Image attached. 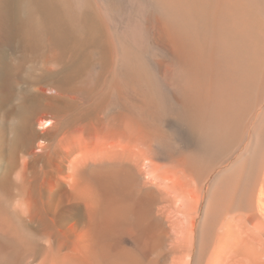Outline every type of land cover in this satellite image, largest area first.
I'll list each match as a JSON object with an SVG mask.
<instances>
[{
  "label": "bare ground",
  "instance_id": "obj_1",
  "mask_svg": "<svg viewBox=\"0 0 264 264\" xmlns=\"http://www.w3.org/2000/svg\"><path fill=\"white\" fill-rule=\"evenodd\" d=\"M254 1L0 0V45L21 46L45 70L0 175V264H190L202 219L217 254L244 252V235L264 238ZM0 50L9 96L20 78ZM255 130L241 212L229 179L213 206L208 183L246 160Z\"/></svg>",
  "mask_w": 264,
  "mask_h": 264
},
{
  "label": "rangeland",
  "instance_id": "obj_2",
  "mask_svg": "<svg viewBox=\"0 0 264 264\" xmlns=\"http://www.w3.org/2000/svg\"><path fill=\"white\" fill-rule=\"evenodd\" d=\"M260 4H261V6H260ZM259 12H260V14H259ZM253 16H254V20L257 21V23H259L260 20L264 19V0H255L254 1ZM0 27H4L3 24H2L1 19H0ZM3 45H0L1 48L2 49L4 48V51L7 52L6 53L7 58H6V60L4 62H7L8 64L11 63L12 65L14 64V67H16L15 70L18 71L20 79H18L16 81L15 86H14V90H13L12 94L9 95V96L4 94L5 87L3 86L4 87L3 88L0 85V90H1L0 91V105L3 106V107L0 106L1 107V109H0V175L5 174L6 171H8L10 169L9 168V166L11 167L10 164H12L11 163L12 162V157L10 156V150L9 149H10L12 141H13L12 139L14 138V135H15L14 126L16 124L20 123V119H19L20 117L19 116L22 113L20 111H23V109L26 108L27 104H28V108H32L30 103H29V99L32 96L35 97L36 95H38L37 85L40 84L39 82L42 80V72L45 71L44 68L42 69L41 68L42 66H40L37 62H34L32 64L33 61L29 60L28 56L26 58L23 57L25 55V52L23 51L21 46H19L17 48L16 47L13 48V46H11L9 44H5L4 46ZM6 48H7V50H5ZM1 51H3V50H0V54L2 53ZM35 63H36V65H35ZM1 65H2V62L0 61V67H1ZM37 65H39L40 67L37 66ZM33 66H35V68ZM37 69H39V71ZM20 71H21V74H20ZM25 74H27V75L25 76ZM36 75H38V76H36ZM27 85H28V88H27ZM29 86H30V88H29ZM15 87L16 88L18 87L17 88L18 90ZM19 89H21V91ZM30 91L33 92V93L31 94ZM262 96H263V99H262ZM25 98H27V99H25ZM1 99H4V100H1ZM37 100H39L38 97H37ZM260 100L264 101V89H263L262 93H260ZM2 101H4L5 105H3ZM40 103H42V102H40ZM31 111H32V113L34 115L33 117H35V118H37L36 117L37 115L39 117V115H41L42 112H45L44 109H41L40 106H38V109H36L35 111L34 110H31ZM17 112L20 113V115H18ZM262 116H264V107H262V109H260L259 117L256 120L259 121L262 118ZM38 125L39 124H36V128H37L38 132L40 134H43L44 130L41 131L42 128L39 127ZM258 133H259V130H255L254 131V140H253L252 143L249 144L250 141L248 140L247 143H244L242 145V150L245 148V151L248 154L246 156V160H245V157H244V159L242 161L243 163H239L240 166L235 170V172L233 170L232 174H229V173L224 174V175L219 174V175L215 176L208 183V188H209L208 202H210L213 206H215V203H216L214 201H216L217 198H218V194H217L218 190H221V188H224L227 180L229 179L231 181L232 190L234 192V195H233L234 202H235L234 203V205H235L234 207L237 210V212H241V208H242V206L244 204L243 203V199H244V195H245V191H246L245 188L250 186V184H253L254 181H255V179H254L255 175L253 173L256 172V168H255L253 163L255 161V159H254L255 154L257 153V151L259 149V146H260V144L257 143V135H258ZM42 137H40V138L42 139ZM40 138H37V140H36L37 143L40 141ZM149 169H151V168L148 165H146L145 167L143 166L141 168L142 171L143 170L145 172L148 171V172H146L147 174L150 172ZM186 223L184 222L181 225H183V227L186 226V229H190L191 228L190 223H188V222H186ZM205 226H206L205 221H203V219L200 220L199 225H198L197 230H196L195 238H194L193 255L192 256H187L186 258L183 257V259L184 258H185L184 260L187 259V261H189L190 264H243V263L247 264L249 262H250V264H252V263L253 264L254 263L255 264H264V259H263L264 255L261 253V252H263L262 248L264 246L263 245L264 244L263 243L264 242V238H263L262 234L256 233L255 234V238H253L254 237L253 236L254 233L250 234L249 236L244 235L245 237H243L241 239L242 241H239L240 243L238 242V244H237V251H238V248L240 247L239 250H241V251L244 250V252H242L244 254H242L239 251H238L239 253H235L234 251H231L230 247L228 245L225 246L223 248V250L218 252V254H217V252L214 251V245H215V242H216V240L214 239L215 235H216V233H215L216 229L213 230L212 234H209L208 236H206L205 232H204V230H206ZM257 234L261 235V237L259 235H257ZM257 237L261 238L263 240L257 239ZM251 238H252V240H251ZM243 241H244V243H243ZM8 245H10V244L8 243ZM242 245L243 246L245 245V247L248 246V248L244 247L242 249L241 248V247H243ZM251 245L253 247H251ZM258 245H259L260 248L262 247L261 248L262 251L257 256V254H258V253H256L257 249L255 250V252H254V249L258 248ZM261 249H259V250H261ZM245 251L249 252L248 253L249 255H247L248 257L245 256L246 255ZM214 252H216V254ZM250 252H252L253 256H251ZM213 254H215V255H213ZM236 254H237V256H236ZM255 256L258 259H256ZM151 257H153V255ZM188 257H189V259H188ZM254 257H255V259H254ZM259 257L260 258L262 257V258L260 259ZM253 260H255V261H253ZM257 260H258V262H256Z\"/></svg>",
  "mask_w": 264,
  "mask_h": 264
}]
</instances>
